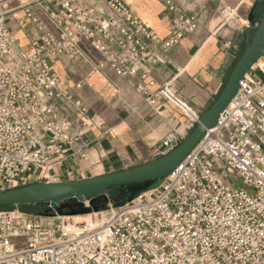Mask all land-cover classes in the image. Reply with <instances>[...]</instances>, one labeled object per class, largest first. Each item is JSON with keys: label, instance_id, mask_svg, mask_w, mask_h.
Returning a JSON list of instances; mask_svg holds the SVG:
<instances>
[{"label": "built area", "instance_id": "built-area-1", "mask_svg": "<svg viewBox=\"0 0 264 264\" xmlns=\"http://www.w3.org/2000/svg\"><path fill=\"white\" fill-rule=\"evenodd\" d=\"M5 1L0 0V188L58 182L64 148L86 159L93 142L87 133L94 126L105 133L84 103L59 87L48 60L81 55L80 39L100 54L97 69L108 66L127 78L159 111L158 95L172 99L187 129L197 121L200 113L177 98L171 80L149 89L157 84L153 68L168 63V50L196 28L197 19L172 0H162L172 12L163 38L123 0H58L47 11L55 32L28 6L25 16L39 33L30 49L6 26ZM231 12L221 10L223 16ZM262 59L240 81L216 124L157 187L80 222L73 215L0 209V264H264ZM182 136L170 132L154 155Z\"/></svg>", "mask_w": 264, "mask_h": 264}, {"label": "crops", "instance_id": "crops-1", "mask_svg": "<svg viewBox=\"0 0 264 264\" xmlns=\"http://www.w3.org/2000/svg\"><path fill=\"white\" fill-rule=\"evenodd\" d=\"M131 10L159 37L169 34L172 12L162 0H123ZM187 16L197 19L193 32L183 37L167 52L169 62L153 68L158 85L170 81L177 98L199 113L209 108L220 94L234 64L240 56L251 8L261 0H172ZM58 0H7L2 4L4 20L14 39L24 49L39 43V33L26 18L30 6L40 19L55 32L47 11L55 10ZM232 12L223 16L221 10ZM255 7V10H256ZM230 42L231 46H226ZM82 54L74 59L49 58L59 77V87L69 89L86 106L91 121H101L106 129L93 127L87 133L93 140L86 159H79L64 148V160L57 169L58 181L78 180L127 169L152 159L153 149L172 131L184 137L187 118L176 103L158 95L162 111L143 99L134 85L105 66L94 65L101 56L85 40L80 39ZM177 69L180 70L177 73ZM80 83L79 88L75 85Z\"/></svg>", "mask_w": 264, "mask_h": 264}, {"label": "water", "instance_id": "water-1", "mask_svg": "<svg viewBox=\"0 0 264 264\" xmlns=\"http://www.w3.org/2000/svg\"><path fill=\"white\" fill-rule=\"evenodd\" d=\"M264 1V0H261ZM256 3L247 21L244 44L236 63L213 104L200 113L192 129L173 147L145 163L94 177L58 182H34L0 188V207L37 206L38 215H76L121 206L148 188H155L212 128L236 94L240 81L264 56V9L256 17Z\"/></svg>", "mask_w": 264, "mask_h": 264}, {"label": "trees", "instance_id": "trees-1", "mask_svg": "<svg viewBox=\"0 0 264 264\" xmlns=\"http://www.w3.org/2000/svg\"><path fill=\"white\" fill-rule=\"evenodd\" d=\"M264 9V1H262L257 7H256V17H259V15L261 14V12L263 11ZM33 206H29V205H26V206H21L20 209L22 210H25V211H31V212H34V211H37V210H33L32 208ZM6 208H11L10 206H2L0 207V209H6Z\"/></svg>", "mask_w": 264, "mask_h": 264}, {"label": "bare ground", "instance_id": "bare-ground-1", "mask_svg": "<svg viewBox=\"0 0 264 264\" xmlns=\"http://www.w3.org/2000/svg\"><path fill=\"white\" fill-rule=\"evenodd\" d=\"M262 63V58H260L259 60H258V62L256 63V64H254V66L253 67H255V66H257V65H260ZM92 215H94V214H76V215H73V219L75 220V221H78V222H80V221H82V220H85V219H89V217H91Z\"/></svg>", "mask_w": 264, "mask_h": 264}, {"label": "rangeland", "instance_id": "rangeland-1", "mask_svg": "<svg viewBox=\"0 0 264 264\" xmlns=\"http://www.w3.org/2000/svg\"><path fill=\"white\" fill-rule=\"evenodd\" d=\"M262 61H263V59H262ZM261 64H262V63H261ZM261 64H260V65H261ZM32 208H33V210H38V209H39L37 206H33ZM6 209H9V208H6ZM28 212H31V211H28Z\"/></svg>", "mask_w": 264, "mask_h": 264}]
</instances>
